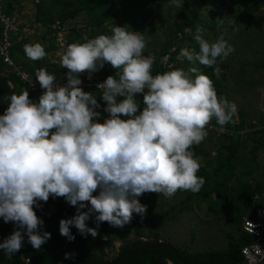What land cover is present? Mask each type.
<instances>
[{
  "label": "clouds",
  "instance_id": "clouds-1",
  "mask_svg": "<svg viewBox=\"0 0 264 264\" xmlns=\"http://www.w3.org/2000/svg\"><path fill=\"white\" fill-rule=\"evenodd\" d=\"M173 2L181 8L179 0ZM216 22L219 25L222 19ZM29 29L34 31L32 39L39 37ZM128 29L115 25L110 35L91 39L84 35L83 43L67 45L59 54L61 67L67 70L62 85L56 82V73L41 67L34 76L25 69L26 62L12 56L43 91L38 95L29 89L38 98L34 102L27 89L17 94L9 83L11 94L3 97L8 106L0 115V218L15 225L0 242L7 256L21 250L25 236L35 250L51 239L35 211L50 197L63 198L66 218L76 208L74 216L59 222L60 235L71 242L72 227L95 238L105 222L123 228L133 214L143 218L147 206L139 197L145 193L171 198L178 190L198 193L204 185V178L197 175L202 157L195 155L193 146L207 137L213 118L221 127L234 122L237 106L218 97L212 80L195 66L184 70L169 65L172 70L152 75L155 61L143 54V33ZM203 32L196 26L193 39L199 51L181 48L176 59L219 73L218 63L234 48L224 33L210 42ZM23 49L32 61L47 56L40 43L25 44ZM168 59L165 56L162 63ZM105 64L115 76L96 85L106 104L107 117L101 123L97 111L101 105L93 93L83 90L80 76L87 72L91 79ZM137 94L143 96L142 110ZM66 202L72 206L68 215ZM93 214L96 227L90 228L86 222ZM64 258L72 259L73 254L65 253ZM26 260L20 263L30 264ZM166 264L172 261L166 259Z\"/></svg>",
  "mask_w": 264,
  "mask_h": 264
},
{
  "label": "trees",
  "instance_id": "trees-1",
  "mask_svg": "<svg viewBox=\"0 0 264 264\" xmlns=\"http://www.w3.org/2000/svg\"><path fill=\"white\" fill-rule=\"evenodd\" d=\"M22 1L4 0L5 8L8 12H10L13 4H18L22 8ZM35 1L37 12L34 24H40L46 30L43 34L37 35L41 36L44 41L43 47L47 53V56L41 59V63H45L44 66L49 73H56L54 70L59 68L55 66L56 64L52 59H49L52 53L61 51L59 43L56 42L59 31L57 26L66 27L69 22L73 24V27L67 26L68 45L83 43L84 41L81 38L84 35H87L90 39L99 34L110 35L115 25L121 27L127 25L129 31L143 33L146 40L145 33L147 30L143 31L140 27L145 25L148 30L155 32L156 24L154 22H156L157 17L159 18L156 7L161 8V3L165 2L164 0H134L127 7L121 5L120 0ZM230 1L231 8L227 15H223L221 12L226 6L227 0H203L197 9L192 8L189 12L177 11L175 14L176 20L173 22L170 21L174 16L168 11L173 10V8L169 7L167 9L168 13L165 11V18L168 24L171 25L168 39L161 46L153 41L152 43L146 41V49L143 54L145 56L151 55L155 61L152 66V75L172 70L168 67L169 65L184 70L195 66L212 80L218 97L222 96L230 101L226 85L228 65L225 60L218 63L221 71L215 73L213 68L205 67L198 62L191 65L187 60H183L181 63L176 59L181 48L187 47L190 50L199 51V46L193 39L196 26L203 27L204 38L210 42L219 37L221 33H224L225 39L231 44L226 29L237 26L253 27L256 24V12L259 9L264 11V0ZM115 7L120 10L119 14L114 12ZM203 8L205 11H203ZM136 9L140 10L141 25L136 24L138 20L135 13ZM99 11H103L101 15L96 17L91 15ZM128 11L135 16L133 19H130V15H127ZM210 14L213 15V19L209 18ZM79 19L86 20L85 24L82 21V25H76V21ZM218 19H222V23L219 25L216 22ZM209 20L211 21L209 22ZM24 26L28 25L25 24ZM28 27L36 30L35 25ZM0 36H2V32H0ZM154 36H157L156 32L149 35L148 38ZM33 37L27 36L21 43L15 44L11 51L14 58L24 59L17 58L24 64L27 57L23 46L29 44ZM165 56L169 58L166 64L162 63ZM241 63L244 66L264 68V63L252 64L249 61ZM25 69L35 76L37 70L35 65L30 67L25 64ZM109 75L115 76V70L110 65L105 64L103 69L96 72L95 78L96 80H103ZM9 83L14 85L12 90L17 94L21 89L29 91L27 85L21 83L4 64L0 63V115H3L8 106L3 97L11 94V89L8 87ZM101 95V91L94 93L98 102L106 106L100 99ZM29 96L30 99L33 98L30 91ZM135 98L140 102L142 110L143 97L137 95ZM99 112L101 114L99 122L102 123L103 119L107 117V113H104L103 110ZM237 114L233 117L234 122L227 123L223 127L218 125L215 118H213L206 127L207 137L199 145L193 146L195 155L202 157L201 168L197 173L205 180L201 190L198 193L178 190L174 197L179 198L180 195L185 197L174 203L169 202V205H166L168 208L165 207L164 209V204L160 206V227H163L175 218H179V215L184 211L190 210L193 201L209 202L208 211L211 216L225 220L227 226L225 235L229 240L227 249L190 252L172 245V247L163 245L158 249H148L151 246L160 244L159 234H155V241H149L143 238L150 239V235H143L138 231L137 238L123 241L122 246L117 250L115 242L120 239L121 235H128L129 231H124L123 228L111 227L106 222L100 226L98 235L95 238L91 235L82 236L75 227H72L71 233L75 236V240L70 242L60 235L59 222L61 219H69L74 216L76 208L66 218L62 214L63 198L50 197L47 203L40 202L41 207L35 209V211L44 221L42 230L51 233V239L42 245L39 250H35L27 242L25 236L23 247L15 255L9 257L0 250V264H21L20 261L25 258L30 260V264H166V259H170L173 264H242L244 262L242 248L254 241L253 236L244 231L243 223L264 206V116L258 123H254L248 119L244 111H237ZM94 217L95 214L86 222L90 228L96 227ZM14 228L13 223L0 221V242H3L13 232ZM92 241L95 242L94 246H91ZM65 253L73 254V258L65 259ZM143 253L144 255H142ZM109 254H113L114 257L108 260L105 259Z\"/></svg>",
  "mask_w": 264,
  "mask_h": 264
},
{
  "label": "rangeland",
  "instance_id": "rangeland-1",
  "mask_svg": "<svg viewBox=\"0 0 264 264\" xmlns=\"http://www.w3.org/2000/svg\"><path fill=\"white\" fill-rule=\"evenodd\" d=\"M134 0H120L121 5H126L127 7ZM160 7L157 8V14L159 18L155 19V32L157 36L148 38L149 35L155 34L153 30H148V27L143 25L140 27L143 31H146V41H152L161 46L163 42L168 39L171 28L166 20V13L170 11L173 14V18L170 22L176 20L175 14L179 10H184L189 12L192 8L197 9L203 0H179L182 4L181 8L175 6L173 0H164ZM2 4H5L4 0H0ZM24 9V20L30 24L35 25L38 33L45 32L46 30L42 28L40 24H34L36 22V12L37 3L35 0H23L22 1ZM173 8V10H168V8ZM231 8V1L227 0V4L221 11L223 15H227L229 9ZM119 9L114 8V12L119 14ZM203 11L204 8H203ZM103 11L92 13L91 15L96 17L101 15ZM140 10L136 9L135 13L138 17L137 25H141L142 22L139 19ZM138 13V14H137ZM127 15H130V19L135 16L128 11ZM122 17V16H121ZM211 17V18H210ZM87 18V17H86ZM124 18V17H123ZM210 19H213V15H209ZM256 24L253 27L250 26H237L234 28L226 29L227 35L229 36L230 45L234 48V51L225 60L228 65L227 71V82L226 85L229 91L230 102H234L237 106V111H244L247 114L249 120L254 123H258L264 116V68H256L254 66H244L241 62H252L256 64L264 63V11L259 9L255 15ZM154 20V19H153ZM86 20H77L76 25H82L81 22ZM211 20H209L210 22ZM234 22V20H233ZM83 24V25H84ZM229 24V23H227ZM69 27H73V24L69 22L67 24ZM66 26V28H67ZM134 26V25H133ZM138 28V27H137ZM37 35V33L35 34ZM40 35V34H38ZM33 37V36H32ZM218 38V37H216ZM215 38V39H216ZM213 39V41H215ZM40 37H36V43ZM60 52L52 53L49 59L56 62L59 59L58 66L54 71L65 78L66 69L61 67L60 63ZM24 60L20 57H17ZM182 63V61H180ZM182 65V64H181ZM30 67L33 64L29 65ZM34 102H38V98H31ZM239 115L237 114V117ZM175 198L174 195L171 198H166L163 195L156 193H145L139 197L140 202L147 206V212L143 218L137 214H133V219L130 224L123 227L124 231H129L128 235H121L120 239L115 242V247L117 250L123 244V241H129L137 238V232L140 231L141 234L150 235L151 238H143L144 240L155 241V234H159V243H168L172 246H179L184 250L190 252H203L212 250H225L228 248L229 240L226 233V223L225 220L221 218L212 217L208 211L209 202H201L195 200L192 202V208L190 210L184 211L179 218H175L170 221L167 226L160 227L161 223V210L160 206L164 204V209L169 202H177L180 198ZM168 208V207H166ZM0 221H3L0 218ZM98 241V240H97ZM95 242H91V246H94ZM113 254H109L105 259H112Z\"/></svg>",
  "mask_w": 264,
  "mask_h": 264
},
{
  "label": "built area",
  "instance_id": "built-area-1",
  "mask_svg": "<svg viewBox=\"0 0 264 264\" xmlns=\"http://www.w3.org/2000/svg\"><path fill=\"white\" fill-rule=\"evenodd\" d=\"M23 25L24 22L20 5L13 4L10 12H8L0 3V32H2V36H0V62L3 63L12 74L19 78L22 83L27 84L33 93L41 95L43 90L35 80V77L26 72L23 66L13 59L11 54L15 44L21 43L27 36H31L34 32ZM57 29L59 31L57 33L56 42L59 43L61 47V53L68 45V31L66 27H61L60 25L57 26ZM95 74L96 72L91 74V79H89V74L87 72L81 74V87L85 92L94 94L96 91H101L97 89L96 85L102 83L105 79L96 80ZM55 75L58 84L62 85L67 82L65 78L57 74ZM137 95L143 97L141 94ZM104 107L106 106L101 105L97 110L101 111ZM71 208L72 206L66 202L64 214L68 215ZM243 229L253 236L254 241L242 248V255L244 257V262L242 264H264V206L244 221ZM26 262L29 263V259L26 260Z\"/></svg>",
  "mask_w": 264,
  "mask_h": 264
},
{
  "label": "crops",
  "instance_id": "crops-1",
  "mask_svg": "<svg viewBox=\"0 0 264 264\" xmlns=\"http://www.w3.org/2000/svg\"><path fill=\"white\" fill-rule=\"evenodd\" d=\"M25 24L26 25H28V26H33V23L32 24H30V23H28V22H26L25 21ZM44 32H40V34H43ZM38 41V40H37ZM32 42H34V43H36V38H34L30 43H32ZM38 42H40V44H42V46H44V41L41 39V36H40V40L38 41ZM52 59H54V58H52ZM25 62H26V64H28V65H30V64H33V65H35L36 67H37V69L38 68H41V67H43V68H45V63H41V60H39V61H32V60H29L28 58L25 60ZM54 63L56 64V65H58V63H59V59H58V61H54ZM37 64V65H36ZM55 65V66H56ZM58 67V66H57ZM66 71V70H65Z\"/></svg>",
  "mask_w": 264,
  "mask_h": 264
},
{
  "label": "water",
  "instance_id": "water-1",
  "mask_svg": "<svg viewBox=\"0 0 264 264\" xmlns=\"http://www.w3.org/2000/svg\"><path fill=\"white\" fill-rule=\"evenodd\" d=\"M11 84H12V83H11ZM12 86H13V84H12ZM163 245H167V246L172 247V246H171L170 244H168V243H160V244H158V245L151 246V247H149L148 249H158V248L162 247ZM148 249H146V250H148ZM142 255H144V253H143ZM172 264H173V263H172Z\"/></svg>",
  "mask_w": 264,
  "mask_h": 264
}]
</instances>
